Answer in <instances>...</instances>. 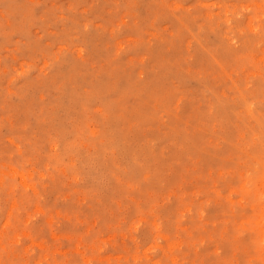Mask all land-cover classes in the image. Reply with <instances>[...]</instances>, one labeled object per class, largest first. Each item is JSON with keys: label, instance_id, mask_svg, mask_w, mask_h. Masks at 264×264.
<instances>
[{"label": "rangeland", "instance_id": "rangeland-1", "mask_svg": "<svg viewBox=\"0 0 264 264\" xmlns=\"http://www.w3.org/2000/svg\"><path fill=\"white\" fill-rule=\"evenodd\" d=\"M262 137L264 0H0V264H264Z\"/></svg>", "mask_w": 264, "mask_h": 264}, {"label": "snow or ice", "instance_id": "snow-or-ice-1", "mask_svg": "<svg viewBox=\"0 0 264 264\" xmlns=\"http://www.w3.org/2000/svg\"><path fill=\"white\" fill-rule=\"evenodd\" d=\"M233 43H235V41H233ZM262 139H264V137H262ZM261 200L264 201V194H262ZM262 226H264V225H262ZM261 246L264 247V240L261 241ZM253 264H255V262H253Z\"/></svg>", "mask_w": 264, "mask_h": 264}]
</instances>
